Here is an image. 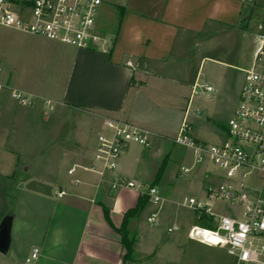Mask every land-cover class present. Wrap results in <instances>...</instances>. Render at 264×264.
<instances>
[{"label":"crops","instance_id":"obj_1","mask_svg":"<svg viewBox=\"0 0 264 264\" xmlns=\"http://www.w3.org/2000/svg\"><path fill=\"white\" fill-rule=\"evenodd\" d=\"M244 2L112 0L110 7L118 14L112 21L111 17L106 20L100 15L102 0L97 27L106 38L109 37V42L104 45L108 51L76 47L75 50H66L69 52L66 59L60 55L61 63L58 61L59 65L54 68L49 66L46 71L42 69L15 78L0 76V223L9 216L10 196L16 180H19L20 187L15 205L17 213L10 216V248L14 232L19 235L20 241H17L19 247H23V257H29L35 248L39 250L32 264L171 263L170 259L158 256L162 243L157 240L156 233L145 235L144 239L139 234L141 217L148 211L147 204L160 203L154 202L143 190H111L113 172H107L101 178L77 167L88 166L93 161L90 139L86 140L87 136L79 133L78 138H74V145H71L57 136L55 131L59 126L54 129L52 124L43 122L48 108L46 100H51V110H56L55 120L63 122L72 113L75 126L81 131L84 118L89 120L87 126L94 128L97 135L103 129L105 118H117L146 128L144 122L134 120L133 114L137 110L144 112L148 103L158 105L159 94L167 90L165 85L172 86L169 91L175 98L182 97L186 89H191L189 106L194 85L200 81V76L204 77L198 71L193 85V46L200 45L196 35L214 30L217 33L226 27L238 29L241 20L249 17L244 16ZM107 26L114 27L108 29L105 28ZM208 58L203 56L201 63ZM251 65L241 67L242 73ZM13 90L28 95L32 104H20L13 97ZM53 103L56 108H53ZM152 133L153 139L163 136L158 132ZM93 139L94 147L97 138L94 136ZM197 140L207 143L199 138ZM130 149L129 146L122 153L115 173L145 186H155L162 199L169 198L158 187L166 164L160 178L157 174L155 179L148 181L138 168L122 167L131 162L127 155L135 158L137 163L142 162L134 153L128 154ZM74 166V176L81 179L80 184H74L73 177L68 174ZM209 171L204 170L205 187L214 180ZM61 190L65 194L59 196ZM141 196H147L148 201L127 225L130 236L135 240L138 261L125 262V249L118 228L125 213L137 206ZM153 214L158 215V212ZM196 216L200 223L204 222L202 217ZM199 222L193 225L191 220L189 231L194 226H201ZM150 223L151 226L156 224ZM169 229L177 230L178 225L175 223ZM180 260L179 264H185Z\"/></svg>","mask_w":264,"mask_h":264},{"label":"rangeland","instance_id":"obj_2","mask_svg":"<svg viewBox=\"0 0 264 264\" xmlns=\"http://www.w3.org/2000/svg\"><path fill=\"white\" fill-rule=\"evenodd\" d=\"M111 1L103 0V10L100 15L106 20L107 17H111L113 21L118 14L113 7H110ZM244 1V16L248 15L249 17L241 20L238 29L226 27L217 33L214 30L215 32L207 31L196 35V38L200 39V45L193 46V62H195V64L193 63V85L195 75L199 71L200 75H204V77L200 76L199 83H207L213 90L206 91L204 88L197 87L188 106L191 89H186L182 97L175 98L169 91V87L172 86L168 84L164 86L167 90L159 94L158 105L148 103L144 112L137 110L133 114L136 122H144L147 129L163 135L154 137L151 148L131 144L128 154L134 153V156L140 157L142 162L140 160L137 163L134 161L135 158L127 155L131 162L128 165H122V167L138 168L148 181H152L166 160L164 175L158 187L169 198H164L162 202H159V205L153 202L147 204L148 211L141 217L139 234H142L144 239L145 235L153 236L156 233L157 240L162 243L158 256L170 259V264L173 262L179 264L180 259L185 264L234 263V257L228 254L226 248L209 246L188 237L190 227L188 223L191 220H193V225L199 222L193 206L189 203V198H195L198 201L208 200L203 180L204 170L210 169L216 172L217 168L209 160L200 164L195 163V150L176 144L173 140L177 136L187 106L186 119L192 125L191 133L194 138H199L208 144L223 139L224 129L240 101V91L244 81L241 67L245 64L251 65L254 51L260 44L258 34L264 33V0ZM113 27L105 28L113 29ZM108 38L107 42H109ZM75 49V46L66 43L0 25V76L15 78L24 74L31 75L42 69L46 71L49 66L54 68L61 63L60 55L66 59V54H69L66 50ZM203 56L209 58L201 63ZM260 57V63L264 64V44ZM15 67L18 68L17 71L14 70ZM49 92L52 93L48 90ZM56 107L53 103V108ZM46 111L43 122L47 125L52 124L54 129L59 126L58 131H55L57 136L71 145H74L76 141L74 138H78L79 133L87 136L85 139H90L89 146L93 149L92 156L94 157L96 146L93 147V138L94 136L97 138V131L87 126L89 121L87 118L82 121L84 123L81 131L79 127L76 128L72 113L67 116L65 121L61 122V120L53 118L55 109L47 108ZM201 111L202 114H200ZM182 166L190 168V172L182 173ZM134 178L136 177L134 176ZM21 184L22 182H20ZM120 191L129 192L126 189ZM18 192H20L19 180H16L10 196L9 216L17 213L15 205ZM209 204L217 215L230 212H228L229 204L227 202L210 201ZM155 212H158V222L151 226L147 218ZM175 223L178 225V229L169 231L168 228L174 227ZM199 225L211 227L205 225L204 222H199ZM18 237L17 233L12 232L13 244L6 253H0V264H25L26 258L22 256L23 247H19L20 238ZM177 244L179 247H176Z\"/></svg>","mask_w":264,"mask_h":264},{"label":"built area","instance_id":"obj_3","mask_svg":"<svg viewBox=\"0 0 264 264\" xmlns=\"http://www.w3.org/2000/svg\"><path fill=\"white\" fill-rule=\"evenodd\" d=\"M101 4L102 0H0V25L77 48L108 51L104 48L107 38L97 27ZM258 37L256 58L244 70L240 101L227 123L225 138L212 144L197 140L191 133L192 125L185 118L174 139L176 144L195 150V163L209 160L217 168L216 172L209 171L214 180L206 186L208 200L189 198L195 213L199 217L206 216L212 227L194 226L189 236L209 244L208 237H215L213 245L226 248L234 257L233 264H264V64L259 59L264 33ZM197 87L213 90L207 83L196 82L193 92ZM12 95L22 105L32 104V99L21 91L13 90ZM46 103L51 110V100ZM131 144L151 148L153 133L124 120L105 118L103 129L97 135L92 163L77 167L101 178L113 172L111 190H143L159 203L163 199L157 187L145 186L115 173L122 153ZM75 167L70 168L68 174L74 184H80L81 179L74 176ZM181 172L188 173L190 168L182 166ZM63 194V190L58 193ZM208 201L227 202L230 212L217 215ZM149 221L156 223L157 214ZM38 252L35 248L25 264H32Z\"/></svg>","mask_w":264,"mask_h":264},{"label":"trees","instance_id":"obj_4","mask_svg":"<svg viewBox=\"0 0 264 264\" xmlns=\"http://www.w3.org/2000/svg\"><path fill=\"white\" fill-rule=\"evenodd\" d=\"M164 164H165V162L163 163V166L160 168L159 173L157 175V177H159V178L162 175ZM147 201H148L147 196H141L137 206L135 208L128 210L125 213L123 223H122L121 227L118 228V232L121 235V241H122L123 247L125 249V254L123 257L125 262H127V261H138L137 255H136L135 250H134L135 240L133 237L130 236L127 225H128L129 219L132 216L136 215L143 208V206L145 205V203ZM202 218H203L205 225L211 226L209 219L206 216H203Z\"/></svg>","mask_w":264,"mask_h":264},{"label":"water","instance_id":"obj_5","mask_svg":"<svg viewBox=\"0 0 264 264\" xmlns=\"http://www.w3.org/2000/svg\"><path fill=\"white\" fill-rule=\"evenodd\" d=\"M200 114H202V111L200 112ZM10 242H11V217L6 216L0 223V253H6L9 250Z\"/></svg>","mask_w":264,"mask_h":264},{"label":"bare ground","instance_id":"obj_6","mask_svg":"<svg viewBox=\"0 0 264 264\" xmlns=\"http://www.w3.org/2000/svg\"><path fill=\"white\" fill-rule=\"evenodd\" d=\"M208 236H209V235H208ZM208 238H209V242H211L212 244H214L216 238L213 237V236H209Z\"/></svg>","mask_w":264,"mask_h":264}]
</instances>
